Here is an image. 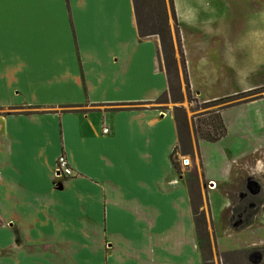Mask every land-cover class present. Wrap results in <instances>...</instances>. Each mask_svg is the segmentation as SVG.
Instances as JSON below:
<instances>
[{
	"label": "crops",
	"instance_id": "0c3cea01",
	"mask_svg": "<svg viewBox=\"0 0 264 264\" xmlns=\"http://www.w3.org/2000/svg\"><path fill=\"white\" fill-rule=\"evenodd\" d=\"M173 3L174 46L179 36L199 100L264 88V0ZM161 56L159 36L140 35L133 0H3L0 264H204L190 179L211 214L208 192L256 150L234 137L264 141V97L221 110L226 135L196 141L198 172L194 158L183 164L191 153L173 154ZM234 78L242 87L226 90ZM237 109L253 116L233 120ZM61 155L71 176L56 172Z\"/></svg>",
	"mask_w": 264,
	"mask_h": 264
},
{
	"label": "rangeland",
	"instance_id": "374dc122",
	"mask_svg": "<svg viewBox=\"0 0 264 264\" xmlns=\"http://www.w3.org/2000/svg\"><path fill=\"white\" fill-rule=\"evenodd\" d=\"M164 1L163 4L165 5L169 21L171 15L170 1ZM144 2L142 10V18L145 19L144 24L153 25L152 30L160 29L157 24L163 21L165 15L163 4L160 0H145ZM175 32L177 36V30ZM174 39L173 42L175 43ZM191 44L190 42L186 43V51H193ZM174 48L175 54L173 57L175 59L170 60L169 89L159 98V101L161 106L170 107L173 115L177 112L176 108L184 109L192 144L191 155L185 160H188L189 164L192 162L191 166L196 165L197 171L200 172L196 130L202 129L205 133L208 131L212 133L213 129L210 123L215 122L216 125H218V122L220 123L221 120L217 119V122L215 117L217 114L220 115L218 112L226 104L244 100L251 101L264 97V88L252 90V92L247 94L236 95L230 101L203 102L191 91L188 80L185 77L184 64L187 58L181 57L178 52L179 49L177 51L175 46ZM181 48L184 55L183 49L185 46L183 45ZM160 58L162 67L166 70V61L163 54ZM212 79L213 77L207 81L214 84L215 80ZM243 83L244 80L231 79V83H229V87L226 90L240 89ZM257 110H259L257 112L259 115L257 123L261 124V126L257 124L258 126H255V129L258 132L257 134L264 135V108L259 107ZM253 111L256 112V109ZM209 112L214 113L210 115ZM231 112H233L230 114L231 116L228 115L233 120H236L241 114L248 117L250 115L253 116L248 109H237ZM259 120L262 122L260 123ZM234 138L233 143L240 145V149L256 150L253 156L236 161L228 184L220 188L229 198V206L224 207L226 198L220 189L210 190L207 199L211 208V216L208 206H205L206 201H202L199 191L197 193L195 180L190 179L193 187V201L195 205L201 204V210L204 211L203 218H200L196 223L199 233V245L203 251L206 264H257V262L258 264H264V141L260 142L252 139L251 142H246L244 138L238 135ZM183 164L180 163L181 168ZM252 192L256 193L253 194ZM213 221L221 226L216 228V224Z\"/></svg>",
	"mask_w": 264,
	"mask_h": 264
},
{
	"label": "trees",
	"instance_id": "16d2710c",
	"mask_svg": "<svg viewBox=\"0 0 264 264\" xmlns=\"http://www.w3.org/2000/svg\"><path fill=\"white\" fill-rule=\"evenodd\" d=\"M133 1H134L136 19H137V24H138V29H139L140 35L142 37H148L151 35H158L160 38L162 54H163L164 59L166 61L165 68H166V72H167V75H168V78L170 81V69H171L170 68L171 67L170 60L175 59V57H173L175 54V48H174V42H173L172 35H171V30L169 27L168 15H167V12L165 9V5L163 4L164 0H160V2L163 4V10H164L165 15H164L163 21L161 23L157 24L158 27H160V29H158V30H152L153 25H149L148 23L146 25L144 24L145 19L142 18V10H143V2L145 0H133ZM169 1H170V6H171V12H172V15L174 17L175 16L174 3H173V0H169ZM164 3H165V1H164ZM177 40H178L180 56L184 58L179 36H177ZM184 73L186 75L185 76L186 79L188 80L187 73H186V63L184 64ZM250 92H252V91H248V92L241 93V94H247ZM237 95H239V94H237ZM234 96H236V95L223 97L219 100L210 101L207 103H213V102L220 101V100H229L230 101ZM247 101H249V100H244L242 102H247ZM242 102H237V103L234 102V103L226 104V106L223 107L221 110H223L227 107L242 103ZM221 110L220 111L218 110L219 111L218 113H220V115L217 114L215 117L217 122L219 119L221 120L220 123L218 122V125H216L215 122L210 123V125L212 126V129H213L212 133L210 131L205 133L202 129L196 130V135L198 137L197 140L201 139V140H206L209 142H215V141L220 140L222 137H224L226 135L227 130H226V126L224 124V121L222 119ZM176 111L177 112L174 113V118L176 121L177 130H178V145L174 149L173 154L178 152V151H180L184 155L190 154L192 152V146H191L192 144H191V139H190V134H189L187 117H186L184 109L176 108ZM209 113H210V115H212L214 112H209ZM212 121H213V119H212ZM172 160H173V157H172ZM173 163H174V165L177 166V164L174 160H173ZM197 193H198V191H197ZM198 196H199V194H198ZM201 208H202L201 204L195 205V203H194V217H195L196 223L200 218L202 219L204 216V211L201 210ZM202 254H203V251H202ZM203 257H204V254H203ZM204 264H206L205 258H204Z\"/></svg>",
	"mask_w": 264,
	"mask_h": 264
},
{
	"label": "built area",
	"instance_id": "2783aa9c",
	"mask_svg": "<svg viewBox=\"0 0 264 264\" xmlns=\"http://www.w3.org/2000/svg\"><path fill=\"white\" fill-rule=\"evenodd\" d=\"M104 132L108 133L109 130L106 128V129H104ZM184 164L185 165L189 164V161L184 160ZM56 172H57V174H60V175L63 174L65 176H71L73 174V170L70 167L68 159L66 158V156L61 155L58 158V164H57V171ZM215 188H217L216 183L211 181L210 182V189H215Z\"/></svg>",
	"mask_w": 264,
	"mask_h": 264
},
{
	"label": "water",
	"instance_id": "95a60500",
	"mask_svg": "<svg viewBox=\"0 0 264 264\" xmlns=\"http://www.w3.org/2000/svg\"><path fill=\"white\" fill-rule=\"evenodd\" d=\"M253 194H255L256 192H252ZM238 225V224H237ZM256 262H257V260H256ZM256 262H254V263H256ZM257 264H258V262H257Z\"/></svg>",
	"mask_w": 264,
	"mask_h": 264
},
{
	"label": "snow or ice",
	"instance_id": "6c2138e0",
	"mask_svg": "<svg viewBox=\"0 0 264 264\" xmlns=\"http://www.w3.org/2000/svg\"><path fill=\"white\" fill-rule=\"evenodd\" d=\"M3 3V0H0V4H2Z\"/></svg>",
	"mask_w": 264,
	"mask_h": 264
}]
</instances>
